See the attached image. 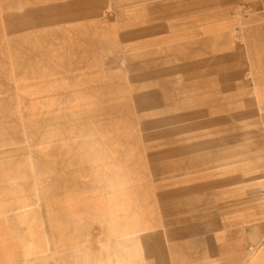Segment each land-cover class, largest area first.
<instances>
[{
	"label": "rangeland",
	"instance_id": "obj_1",
	"mask_svg": "<svg viewBox=\"0 0 264 264\" xmlns=\"http://www.w3.org/2000/svg\"><path fill=\"white\" fill-rule=\"evenodd\" d=\"M260 28L264 0H0V173L19 203L39 184L76 204V218L59 206L53 218L49 198L27 206L52 264L126 263L124 238L107 237L129 221L123 192H138L147 215L130 232L133 264H173L181 232L215 234L234 200L244 209L254 194L264 208V52L250 50L264 37L249 35ZM197 60L213 68L180 69ZM142 97L158 102L142 109ZM196 109L206 115L174 121ZM101 149L100 177L118 166L123 179L97 190L123 187L99 209ZM59 221L78 225L80 244L64 246Z\"/></svg>",
	"mask_w": 264,
	"mask_h": 264
},
{
	"label": "crops",
	"instance_id": "obj_2",
	"mask_svg": "<svg viewBox=\"0 0 264 264\" xmlns=\"http://www.w3.org/2000/svg\"><path fill=\"white\" fill-rule=\"evenodd\" d=\"M9 176L0 173V264H46L50 259V247L42 244L39 229L40 237L37 236L33 211L27 206L19 207L15 186L10 183ZM257 200V195L250 194L249 205L244 209L239 206L241 201L234 200L231 204L235 211L231 210L220 218L219 231L215 234L205 233L204 237L196 239L190 229L183 230L181 238L172 246L173 264H264V208H259ZM127 220L123 214L116 226H110L120 232L108 233L107 237L124 238L120 241L124 248L119 255L124 254L125 264H133L128 248L130 231L123 234L120 229L128 227ZM41 222L39 228H47L43 219ZM49 263L52 264L51 259Z\"/></svg>",
	"mask_w": 264,
	"mask_h": 264
},
{
	"label": "bare ground",
	"instance_id": "obj_3",
	"mask_svg": "<svg viewBox=\"0 0 264 264\" xmlns=\"http://www.w3.org/2000/svg\"><path fill=\"white\" fill-rule=\"evenodd\" d=\"M227 14L224 16V18L227 16ZM263 32H264L263 29L260 28L258 31H256V33H255V31L254 32H250L249 35L261 34L264 37V33ZM255 40H256V44L254 46H251V48H250L251 56H255L257 54L258 48H261V47H262V50H260V52L261 53L264 52V38L258 37ZM207 63H208V68H205V69H202L203 65L205 64V62L199 61V60H197L195 63L189 64L187 66L180 67V69L181 68H183V69L185 68L188 71L189 70H193V74H195V73L201 74V69L204 70V71H206V70L210 71L213 68L209 64V63H211L210 61H208ZM179 73H182V71L172 72L170 74V79L176 77V75H179ZM183 73H186V72L183 71ZM211 92L213 93L214 91H211ZM155 99L154 98L152 99V97L151 98L142 97L139 100V104L138 105H141L140 108L146 109V108H148L149 104H151V103L155 104V103L158 102ZM219 100L220 99H218V98L214 99V101L216 103H218ZM208 101H211V99H207V100H204V101H199V102H197L198 103L197 105L198 106L205 105V104L209 103ZM259 101L261 102V105H260V108H259V111H260V110L264 109V97H263V95L260 96V100ZM212 104H213V99H212V102H211L210 105L212 106ZM248 105H250V103H248ZM184 108L186 109V107H184ZM249 113L251 114L250 111H249ZM205 115H206L205 111L196 109V111H193V112H183L182 114L179 115L180 117H176L177 120H174V121L175 122H180V121H183V120L186 121V120L196 119V117L197 118L203 117ZM162 121H163V123H167L168 119L165 118ZM201 123L202 122H199L197 125L200 126ZM191 128L192 127H189V129H191ZM101 140H102V138H101ZM97 143H100V141L98 140ZM94 156H95L94 160L98 164H100L99 165L100 167L94 172V174H95V181L94 182L95 183H93V184H94L95 187H96V185L101 186L102 184L103 185L104 184L105 185H110V184H118V183L120 184V182L122 183L121 180L123 179V177H122L123 172L121 170H119L118 166H117L118 169L112 170L115 173L119 172V176L118 177H116V176H108V175H107V177H102V178L100 177L102 171H103V173L106 174L108 172V170H109L108 169L109 167L106 165V163L102 162L103 159L106 157L105 156V150H102V149L99 150V151L97 150L96 153H94ZM9 174L11 175V173H8L7 175H9ZM124 174H125V172H124ZM5 176H6V174H5ZM97 179H99V180H97ZM121 187H123L122 184L118 185V186H115V187L110 186L109 189L107 187L108 190H106L103 187L102 188L100 187L97 190V187H96V189H94V190H97V191H92L93 192L92 196L90 195L91 198L93 199L91 201L92 202V206L97 207L99 209L102 208V205L104 204V202L101 203L97 199H101L100 196H102V195H105V196H110L111 195V197H115L116 193H118V192L121 193ZM82 190L83 189H80V188L77 189V191H79L80 193H82ZM18 194H23V196H25L23 198V201L19 203V207L33 205L34 203H37L38 200L43 201L46 198H49V199L52 198L51 197L52 195L49 196V195L44 194V191L42 190V188L40 189L39 184H38V193L36 195H34V199L36 200V201L34 200L35 202H33V200H29L27 198L28 193H27L26 190H24L22 192H18ZM123 196H124V201L121 203V208H123L125 206L128 207V210H129L128 213H130V215H129L130 225H128V227L125 226L124 228L121 227L120 228L121 232L123 234L127 233L128 231H130L131 233H135L136 231H141L144 228H147L146 225H144V222H143V218H146V216H147L146 213H144V207H145V204L143 203L144 199H143V202H142V197L140 196V194L138 192H133V193L129 192L127 194V196L123 192ZM73 201H74L73 196L70 195V196H66V197H64L62 199H57V198L56 199L54 198V200L50 199L49 201L45 202V206L47 207V209H49L50 215L53 216V218H54L55 215H58V213H59V212H55V210L53 209L56 206L57 207L58 206L61 207L60 209L63 211L64 216H65V213H66V217L65 218H67V215H68V217H73L74 216L76 218L78 215H76L77 214L76 209H73V207H72V206L76 205V204L73 203ZM103 206H106V204H104ZM60 219H61V217H60ZM112 219L114 220V217ZM59 224H60L59 226L63 225L64 226L63 230L67 231L66 234H69V237H65V241H64V238L62 237V234L60 236V238H62V241L64 243L66 242V244L64 246H66V248L67 247H72V246H77L79 244V234L82 232L81 230H80L81 232L78 231V225L75 224V225H71V227H70V226H68L69 224H67V222H65V221L64 222L63 221H59ZM65 224L67 225L66 227H65ZM58 230H60L63 233L62 228H59ZM119 232H120V230H118L117 228L112 229V227H110V229L108 230L109 235L118 234Z\"/></svg>",
	"mask_w": 264,
	"mask_h": 264
}]
</instances>
